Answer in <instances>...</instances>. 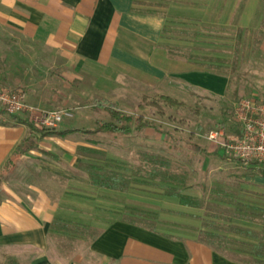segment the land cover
Segmentation results:
<instances>
[{
	"label": "crops",
	"instance_id": "0c3cea01",
	"mask_svg": "<svg viewBox=\"0 0 264 264\" xmlns=\"http://www.w3.org/2000/svg\"><path fill=\"white\" fill-rule=\"evenodd\" d=\"M0 38L26 49L39 75L46 74L37 87L26 88L28 100L45 108L73 101V95L124 91L136 82L184 85L200 96L223 97L248 63L250 47L264 44V0H0ZM27 134L28 126L14 117L0 118V173L25 149ZM69 136H44L41 150L17 160L16 169L30 162L46 179L33 175L24 187L2 181L0 264H245L202 242L207 228L201 223L174 235L110 216L89 240V234L75 232L106 220L90 216V205L98 212L94 208L105 205L106 195L135 185L124 190L91 184L78 151L89 145ZM216 150L206 157L224 156ZM244 165L250 171L242 175V189L256 197L250 202L263 215V167Z\"/></svg>",
	"mask_w": 264,
	"mask_h": 264
},
{
	"label": "rangeland",
	"instance_id": "374dc122",
	"mask_svg": "<svg viewBox=\"0 0 264 264\" xmlns=\"http://www.w3.org/2000/svg\"><path fill=\"white\" fill-rule=\"evenodd\" d=\"M24 50L26 49L16 43L0 38V82L4 85L26 89L29 85L37 87L35 84L46 80V74L39 75L35 63L22 52ZM254 50L250 47L248 63L238 68L236 71L238 76L231 79V90L223 97L200 96L184 85L169 84V87H166L164 83H156L151 87L143 82H136L132 85L127 83L124 91H106L98 94L91 92L78 97L73 95V101L68 100L61 105L52 106V109H63L70 113L58 129L75 126L95 127L96 115L91 110V104L94 100L102 98L112 100L127 112L137 113L142 95L153 96L156 92L163 91L184 100L193 108L168 109L166 117L161 119L163 128L168 131L164 135L154 129L146 128L128 136H98L100 142L96 146L105 151L106 162L117 167L118 171L135 186L126 193L106 195V200L102 201L105 205L94 208L98 209V212L93 211V206L90 205V216L98 214L104 216L106 220L98 223L99 227L76 228L75 232H82L84 237L89 234V240L100 231V226L107 223V217L115 216V218L141 220L142 224L174 235L186 234L200 223L205 229L218 228V232L228 239V245L223 246L224 250L237 257L240 250L247 249V243H253V239L247 235L232 232L233 222L229 220L233 214H241L252 219L254 229L259 230V223L262 220L261 211L252 206L250 200L256 197H251L242 189L244 186L242 175L249 173L250 168L225 156L212 155L208 158L205 153H191L186 141L192 140L218 154L215 146L207 139V132L228 123L234 102L239 98L256 96L264 99V44H259ZM194 109H198L199 113H195ZM69 137L75 143L90 145L87 136L72 133ZM161 137L164 139L162 140ZM173 138L178 140L176 146H173L175 143ZM168 160L171 162L170 167L165 166ZM28 165H26L28 168L20 166L16 169L17 161L16 166L5 176V180L8 179L10 185L21 183V187H24L25 182H31L33 175L38 179L43 177L46 179L47 174L44 170L39 171V168L35 170L33 163L30 162ZM41 165L48 166L47 163ZM154 166H159L157 171H154ZM34 171L37 172L33 173ZM185 171L188 179L185 181L184 193L195 196L199 194L206 202L216 201L221 204L218 209L207 210L209 216L205 218L204 210L198 211L191 206L178 204L177 199L170 194L171 190L168 187L166 190L170 182L164 180L165 173L172 172L176 177L183 175ZM175 179L177 183L174 186L183 188L178 182L180 177ZM151 180L153 185L147 183ZM159 184L164 189L159 188ZM191 185L194 187L189 188L188 186ZM204 186L206 191L203 189ZM110 203L111 206H108ZM112 205L116 208L115 211H112ZM198 213L203 215L202 221L197 220ZM63 240L67 243L74 241L75 246L83 245L78 238L72 241L69 238Z\"/></svg>",
	"mask_w": 264,
	"mask_h": 264
},
{
	"label": "trees",
	"instance_id": "16d2710c",
	"mask_svg": "<svg viewBox=\"0 0 264 264\" xmlns=\"http://www.w3.org/2000/svg\"><path fill=\"white\" fill-rule=\"evenodd\" d=\"M204 97H208L202 95ZM193 109L187 102L181 100L175 96L169 94H156V95H142L140 103L137 106V113L127 112L120 108L117 104L111 102L108 99L95 100L92 104V111L98 116L96 120L95 127H69L64 129L58 128H40L33 124L27 119L14 117L17 123L25 124L28 126V134L25 137L24 142L26 143L25 149L19 148L18 151L5 163L0 173V188L1 183L5 176L16 166L17 160L20 156L27 154L30 150H41L40 141L44 136L55 135V136H68L72 133H78L87 136L89 141V146H80L78 151L83 155L86 161L85 167L88 173L89 180L91 184L99 186L102 188H127L131 181L126 179L117 167H113L111 163L106 162L105 151L97 147L100 140H98L99 135H110V136H128L134 132L141 131L143 129H154L160 134H166V131L161 123V119L165 118L168 109ZM195 113H199L198 109H194ZM160 121H159V119ZM174 119V118H172ZM175 120V119H174ZM175 141L173 146L177 145V139L173 138ZM188 149L191 153H205L216 154V151L209 153L206 147L199 143L192 142V140L186 141ZM241 163H247L241 160H237ZM259 164L258 162H252ZM262 165L261 172L264 174V164ZM170 167V160L167 161L166 165ZM159 166H154V171H157ZM185 170H187L185 168ZM203 170V169H202ZM206 173V170L204 171ZM180 177L179 185H183V188L174 186L176 184V177ZM176 175L172 172H166L163 176L165 181H168L166 186L171 190L170 194L175 197L181 205L191 206L193 208L204 210V216H209L207 210L210 208L218 209L221 204L216 201H205L202 197H198L191 194L184 193L186 188L185 181L188 179L187 172L185 171L183 175ZM189 188L194 187L193 185L188 186ZM187 187V188H188ZM203 189L206 191V187ZM220 191V190H219ZM223 220L222 216H220ZM128 220V219H126ZM229 220L232 223V232L247 235L253 239V243H247L246 250H240L238 252L239 257L230 254L229 252H224V247L228 245L227 238L222 236L218 232V228L209 229L207 227L204 233L200 237V240L204 243L209 244L218 251H222L230 256L241 260L245 264H264V214L262 215V220L259 223V230L254 229L252 219L245 217L241 214H233ZM133 224L145 226L146 228L155 230L156 228L147 224H142L141 220H129ZM224 246V247H223Z\"/></svg>",
	"mask_w": 264,
	"mask_h": 264
},
{
	"label": "built area",
	"instance_id": "2783aa9c",
	"mask_svg": "<svg viewBox=\"0 0 264 264\" xmlns=\"http://www.w3.org/2000/svg\"><path fill=\"white\" fill-rule=\"evenodd\" d=\"M21 116L40 128H58L70 113L28 100L25 88L0 82V118ZM207 139L228 159L264 164V99L241 97L234 102L228 123L207 132Z\"/></svg>",
	"mask_w": 264,
	"mask_h": 264
}]
</instances>
